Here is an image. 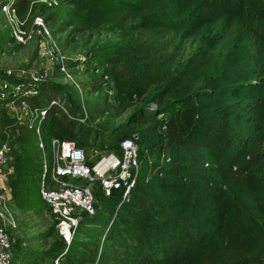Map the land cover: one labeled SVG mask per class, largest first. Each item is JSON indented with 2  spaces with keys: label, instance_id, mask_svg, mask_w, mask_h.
Instances as JSON below:
<instances>
[{
  "label": "trees",
  "instance_id": "16d2710c",
  "mask_svg": "<svg viewBox=\"0 0 264 264\" xmlns=\"http://www.w3.org/2000/svg\"><path fill=\"white\" fill-rule=\"evenodd\" d=\"M60 1L69 5L65 25L99 28L117 37L87 50L79 64L124 79L130 105L149 86L154 90L125 123L100 134L84 126L56 82H40L36 93L19 94L18 100L46 111L41 129L51 138L100 151H115L122 139L132 138L139 160L153 155L158 161L140 164L127 199L123 189L106 196L94 182V213H82L78 225L85 219L98 228L83 240L75 237L77 225L69 244L55 228L59 241L36 262L264 264V0ZM29 3L15 1L19 15ZM174 37L204 42L201 53L212 41L227 49L229 58L204 84H197L192 70L140 74L143 60ZM98 79L92 92L102 89ZM55 97L67 113L49 105ZM6 134L11 146L17 145L14 167L40 155L33 129L15 123L1 108L0 138ZM163 154L169 162H161ZM24 175L16 170L9 177L14 196L26 195ZM39 181L40 176L41 199Z\"/></svg>",
  "mask_w": 264,
  "mask_h": 264
},
{
  "label": "rangeland",
  "instance_id": "374dc122",
  "mask_svg": "<svg viewBox=\"0 0 264 264\" xmlns=\"http://www.w3.org/2000/svg\"><path fill=\"white\" fill-rule=\"evenodd\" d=\"M29 2L26 13L21 14L22 18H27L30 23L34 15L39 14L44 17L51 37L58 44L64 58L69 61V64L66 61L68 72L79 85V89L67 81L65 75L57 70L56 66L53 67L54 60H45L39 57V39L26 44H16L9 34V28L5 26L1 13L0 76L7 72H11V74L21 72L23 73L21 78L26 82L29 79L28 72L41 73L47 69L51 81L60 84L64 97L78 109V117L85 123L84 126H90L93 132L98 131L97 133L100 134L125 123L134 107L147 101V94L154 90V85L149 86L146 92L139 99H134V103L130 105L124 97L130 90V86L125 83L124 79L122 80L112 73V77L108 82L102 84V89L99 92H92L94 76L90 68L86 69L83 64H79L77 61L90 48L100 46L106 41L117 40L116 35L99 28L77 30L65 25L63 21L69 5L63 1L31 0ZM202 46H204V42L174 37L157 54L148 55L140 64L139 72L156 77L166 73L170 75L183 74L192 70L198 79L197 84H204L228 60L229 55L227 49L219 48L212 41L209 42L207 52L201 53ZM148 104L153 107L154 103ZM1 108H5L6 115L15 123L21 124L18 120L20 114L24 113L21 106L14 110L4 103H0ZM139 125L140 123L134 124V126ZM42 138L49 160L51 137L42 130ZM11 139L8 134L4 139L0 138V144L7 146L8 155L7 164L0 166V217L16 241L13 264H50V259L45 257H43L45 259L42 263L36 262L38 256H43L44 252L59 241L54 227V218L45 210L44 203L36 190L41 175L39 173L41 163L43 164L42 151L37 147L40 150L38 157H25L18 167H14L12 150L17 145L14 144L12 147ZM141 159L143 161L140 160V164H144L149 159L158 161L153 155ZM16 170L19 173H25L24 176H26L23 183L27 186L26 195L22 197L17 194L14 196L9 183L10 175ZM74 183L88 184V182L80 181ZM83 220L75 230V237L87 240L93 229L98 227L96 224Z\"/></svg>",
  "mask_w": 264,
  "mask_h": 264
},
{
  "label": "built area",
  "instance_id": "2783aa9c",
  "mask_svg": "<svg viewBox=\"0 0 264 264\" xmlns=\"http://www.w3.org/2000/svg\"><path fill=\"white\" fill-rule=\"evenodd\" d=\"M15 1L0 0V13L13 41L16 44H26L39 39V57L54 60L53 67L56 66L57 70L65 75L67 81L79 89V85L68 72L66 58L50 35L44 17L39 14L34 15L28 23L27 18L19 15L14 5ZM91 73L99 78L101 84H105L110 79L100 68H94ZM28 76L29 79L24 82L21 72L3 73L0 76V102L14 110H17L18 106L24 110V113L18 117L19 123L33 129L38 148L42 151L43 164L38 192L45 210L56 220L55 228L58 234L66 244H69L82 213H94L95 198L91 188L94 182H99L106 196H109L114 189H123L122 197L127 199L139 174L138 146L132 138H124L119 142L117 150L100 151L95 148L77 146L71 140L52 137L48 160L41 129V119L46 111L38 110L24 100H18V95L36 93L38 83L51 80L50 74L46 69L41 73L28 72ZM55 98L57 99L50 100L49 105L58 106L67 113L68 108L62 99ZM156 107L157 104L154 103L153 108ZM169 160L168 156L162 155L161 162H169ZM7 162V146L0 144V166H4ZM75 181L88 182V184H75ZM14 243L15 238L0 217V264H12L15 253ZM53 263L59 264L58 259H55Z\"/></svg>",
  "mask_w": 264,
  "mask_h": 264
}]
</instances>
